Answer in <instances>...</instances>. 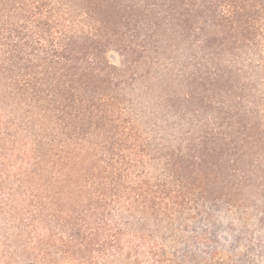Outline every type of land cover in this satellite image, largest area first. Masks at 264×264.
Masks as SVG:
<instances>
[{
  "label": "rangeland",
  "instance_id": "374dc122",
  "mask_svg": "<svg viewBox=\"0 0 264 264\" xmlns=\"http://www.w3.org/2000/svg\"><path fill=\"white\" fill-rule=\"evenodd\" d=\"M19 2L0 10V67L33 12ZM44 2L41 26L101 49L79 60L103 80L99 107L64 122L90 126L83 142L63 135L53 108L18 122L0 104V264H264V0ZM244 7L241 25L210 20ZM53 146L73 157L63 170ZM114 217L101 247L64 257L81 248L63 243L75 230L97 234ZM120 229L118 253L108 242Z\"/></svg>",
  "mask_w": 264,
  "mask_h": 264
},
{
  "label": "trees",
  "instance_id": "16d2710c",
  "mask_svg": "<svg viewBox=\"0 0 264 264\" xmlns=\"http://www.w3.org/2000/svg\"><path fill=\"white\" fill-rule=\"evenodd\" d=\"M27 3H23L24 6H19L21 9H31V15H24L23 20L27 25L22 24L19 28L15 29L13 32L17 37V42L12 44L11 49L5 59L4 66H1L2 69L0 72V104L5 108H11V115L13 114L18 116L21 120L18 122H34V112L41 105L47 106L46 109L53 108L55 113H58L57 120L62 124L61 129L63 135L68 137V140H72L74 137L82 139L81 141H89L88 135L90 133V126H76L74 133H71L68 128L71 124H65L67 120L74 118L77 119L81 116H91L90 108H97V104L94 103V100L91 99L92 95L96 94L101 90V85L103 80L100 76L92 72L93 69L90 66L82 67L79 65V60H82V57H86L89 51H96L99 53L101 49L97 47L94 48H76L74 43L66 42L67 37L60 34L59 36L51 34L50 30L47 28V24L41 26L40 20L45 16L43 10H45L46 4L44 0H25ZM227 0H220V2H225ZM19 0H13V4L18 6ZM231 3L230 8H236L238 1ZM0 10H4L3 0H0ZM48 12V11H47ZM249 10L247 8H242L237 10L234 14L229 10L228 13H223V15L217 17H210L212 22L215 25L226 26L227 24H235L233 20H236L240 25L243 23L244 18L248 15ZM226 23V24H225ZM28 24L33 28H36L37 31L31 29ZM50 28V27H49ZM243 29V26H242ZM205 31V30H204ZM249 29L247 30V35ZM100 35V34H99ZM206 37L209 38V35L206 34ZM31 39V41L29 40ZM68 40V39H67ZM206 46L209 47L211 44L206 40ZM100 54L93 55V61L99 62ZM84 59V58H83ZM79 65V66H78ZM95 66V65H94ZM20 107H29L30 110L22 111V114L19 115ZM85 107V109H84ZM32 113V116H28L29 113ZM89 114V115H88ZM17 121V120H16ZM12 122V121H10ZM15 122V121H13ZM98 127V126H96ZM83 137V138H82ZM85 139V140H84ZM38 148L35 149L36 156L43 161L47 156L46 150L43 148L44 142L39 141ZM111 152V151H110ZM64 151H56V148L53 146L52 154H54L58 160L56 161L55 166H59L60 170H63L70 159L73 157L66 156L62 157ZM70 155V154H67ZM118 155V154H116ZM73 156V155H72ZM89 175V174H87ZM115 191V189H114ZM116 194H114L119 202H122L121 199L125 196L124 193L119 189H116ZM145 191H142L138 194L139 197H143ZM103 199H106L105 194H102ZM105 196V197H104ZM107 200V199H106ZM92 212V209L87 211L86 215H83L81 218V223L89 229L91 226L88 222L89 213ZM122 225L128 224V219H125L126 216L123 214L119 215ZM101 219L95 228L97 234H89L86 236H81L80 232L75 230L72 226L70 229L76 231L77 238L70 236V242L64 241L65 245L69 243H77L81 248L77 249V252L73 254L64 253V257H72L73 259L78 256H83L82 252L85 249V252L90 254L95 245L101 247V241L98 237L101 234V231H104L107 225H114L115 227H120V221L116 220ZM117 227V228H118ZM111 230V229H110ZM109 230V231H110ZM124 231V230H123ZM123 231L120 229L116 234L111 235L112 240L108 242L109 245L115 250V252L121 253V247L119 246V241L124 235ZM108 240V239H106ZM77 241V242H76ZM113 243V244H112ZM115 246V247H114ZM103 247V246H102ZM105 247V246H104ZM100 251V250H99ZM105 252V249L101 248V254L104 257H108V253ZM86 260L93 264L91 256H84Z\"/></svg>",
  "mask_w": 264,
  "mask_h": 264
}]
</instances>
